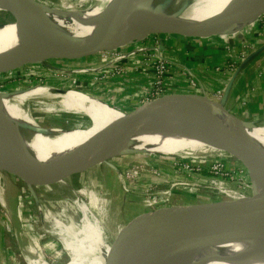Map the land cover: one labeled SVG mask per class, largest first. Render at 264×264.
<instances>
[{
    "label": "water",
    "instance_id": "95a60500",
    "mask_svg": "<svg viewBox=\"0 0 264 264\" xmlns=\"http://www.w3.org/2000/svg\"><path fill=\"white\" fill-rule=\"evenodd\" d=\"M30 1L36 3L34 0ZM253 1L248 0L244 6L243 4L235 6L236 2H234L204 21L186 25L180 22L159 20L155 12L148 14L146 12L148 11L147 0H114L106 20L101 24L102 33L89 37H75L57 35L41 23L19 26L22 23L19 18L22 19L23 14L19 13L23 0H0L4 6L3 10L10 16L9 20H16L17 37L23 45L22 49L0 57V73L31 63L47 64L46 62L53 60L81 59L98 51L113 50L129 40H140L151 34L174 38H206L213 35L224 38L223 34L231 33L236 37H242L241 29L250 25L258 15L264 13V4L249 9L248 6ZM161 7L162 5L155 6L154 9L157 11ZM239 19L243 20L239 21ZM153 21L154 23L151 24L150 22ZM1 23L2 20H0ZM34 85L49 86L42 81L6 90L7 92L4 94L28 89ZM51 87L85 92L76 86L65 88L53 85ZM223 92L217 99L208 97L204 92H167L143 99L132 106H115L100 100L124 114L123 118L110 124L108 130L98 139L100 147H102L100 158L84 161L74 160L61 167L50 169L37 167L30 162L33 154L30 150L21 157L0 153V180L10 182V177L14 176L22 181L25 188L36 190L49 186L47 184L51 181L67 179L99 162H106L111 168L116 169L117 167L113 163L107 162V159L120 153L130 152L128 137L143 124L148 112L152 111L175 119L194 138L205 144L198 146L195 151H203L205 154L221 157L237 167L244 174L246 184L241 190L195 192L183 199L156 203L132 215L124 222L113 225V232L110 233L109 240L100 230L104 240L98 253L101 261L105 260V264H110L107 260L114 255L116 264H183L196 248L194 242V244L190 240L184 242L183 239L201 224L212 225L221 233L248 239H264V193L256 191L258 183L264 185V170H261L259 165V159L264 158V155L257 152L254 147H248L241 137L219 127L202 110L195 116L185 115L182 117V115H175V110L153 109L166 103L170 104L171 102L168 101L173 98L192 95L201 97L207 102H216L221 110L232 115L245 126L262 123V121L242 119L231 113L223 105ZM32 98L55 105H58L61 100L57 96L46 93L45 95H35ZM68 111L76 117L85 115L78 110L70 109ZM87 124L88 122H81L74 118L69 125H56L46 129L64 130L72 126ZM48 133L51 135V131ZM174 156L185 157L182 154ZM105 245L109 247L110 252L104 248Z\"/></svg>",
    "mask_w": 264,
    "mask_h": 264
},
{
    "label": "bare ground",
    "instance_id": "6f19581e",
    "mask_svg": "<svg viewBox=\"0 0 264 264\" xmlns=\"http://www.w3.org/2000/svg\"><path fill=\"white\" fill-rule=\"evenodd\" d=\"M34 1L36 3H32L30 0H23L19 13L23 14L22 19L19 18V21L22 23L19 26L41 23L57 35H71L75 37H89L102 33L101 24L106 20L114 2V0H93L84 6L80 4L76 5L75 3H65L63 0L57 5L45 4L41 0ZM169 1L172 6V2L174 3V1L179 0H147L148 11L146 12L148 14L151 12L157 13L159 20H163L164 22H180L181 24L190 25L193 22L208 19L234 2H236L235 6L242 4L244 6L248 0H185V5H182L177 10L165 5ZM262 4H264V0H254L248 7L249 9H253L260 7ZM161 5V9L157 11L154 9L155 6ZM3 9L4 6L0 2V10L3 11ZM13 21L16 24V20ZM150 23L153 24L154 21ZM17 28V24L13 26L7 25L2 20L0 24V57L23 48L21 41L17 37ZM4 92L6 91L0 90V146H7V148H2L1 154L21 157V153H13L12 149L16 147L25 151L30 150L33 152L30 162L34 163L37 167L55 169L74 160H96L102 154V147H100L101 144L98 137L86 136L83 132L66 129L48 130L46 129L48 127H41L30 114L28 102L31 101L33 96L38 94L45 95V93L57 96L61 98L57 108L65 111L71 109L83 112L91 118L101 120L105 128H108L107 120L110 121V124H113L124 116L117 109L109 107L98 99L89 97L79 90H60L51 86L35 85L28 89L5 94ZM43 102L47 104V110L54 106L50 102ZM206 102L201 97H193L192 102L185 106L184 111L179 116H195L196 113L202 110L219 127L241 137L248 147H254L257 149V152L264 155V129L260 132H255L263 128L264 123L245 126L238 120L236 124H221V121L227 114L223 111L224 115L218 119L219 116L216 113L220 111V107L217 105L215 108L214 104H210V108L213 110L205 109L203 103ZM153 109L163 111V105L156 106ZM151 112L149 111L148 115ZM207 121L209 120L207 119ZM50 131L51 135L48 133ZM253 135H258L260 138L253 140ZM127 140L130 147L129 151L162 153L166 155H172L169 151H172L174 154H191L196 152L195 150L198 146L205 145L194 138L187 129H162L153 126L151 120H145L143 124L133 131ZM65 182L66 179L61 178L51 181L47 185L60 186L62 193L66 195L64 190L66 186ZM78 191L82 192L81 189ZM71 207L75 209L78 216L71 215L65 212L64 209L55 214L51 212L45 214L46 218L51 222L47 232L58 238L68 256L72 250L79 264H105L106 261H101V257L98 255L99 247L101 244H104L100 232L101 225L98 219L89 211L87 204L78 200L77 197L72 200ZM214 234H218L214 226L201 224L188 237L184 238V242L189 240L192 243L194 242L196 248L185 259L183 264H220L219 261L228 264V261L221 257L222 252L215 251L214 253L196 254L200 248L207 242H210L208 239L214 238ZM220 239L223 245L227 246L234 253L236 262L240 261L243 264H264V239L245 238V240H242L243 243L244 241L247 242L245 246L244 244L240 245L239 241L232 240L225 234H221ZM253 242H258L261 247L252 246ZM75 248L82 254L84 260ZM104 248L107 249V252H110L108 246L105 245ZM40 259L43 264H49L43 258ZM107 261L110 264H116V256L113 255ZM236 262L233 264H236Z\"/></svg>",
    "mask_w": 264,
    "mask_h": 264
},
{
    "label": "rangeland",
    "instance_id": "374dc122",
    "mask_svg": "<svg viewBox=\"0 0 264 264\" xmlns=\"http://www.w3.org/2000/svg\"><path fill=\"white\" fill-rule=\"evenodd\" d=\"M41 1H43L45 4L57 5L62 0ZM63 1L65 3H75L76 5L80 4L85 6L93 0ZM184 2L185 0L174 1V3L172 2L171 6V2L169 1L166 2V5L177 10L180 6L183 5ZM262 16H264V13L258 15L257 18L252 23H250V25L256 22L258 19L262 18ZM9 18L10 16L5 10H0V20H4V23H7V25H16L14 21L12 19L9 20ZM250 25L242 28L241 32L243 33V31L246 28H249ZM227 35L230 36L233 34L229 33L222 35L225 39H227L224 40L225 42H230L231 40L228 39ZM161 37L165 38L169 36L151 34L145 36L140 40H129L122 46L117 47L113 50H103L95 52L91 55H88V58H90L88 60H91L92 62L86 66L67 65L70 67L69 68L67 66L55 65L51 61H48L46 62L47 64L44 65H41L40 63H31L23 65L17 69H11L6 72H1L0 90L6 91L13 88H20L28 84L33 85L42 81L46 84H49V86H53V84L48 83L50 81L49 78H44L43 76L49 70V68L52 69L49 70V72H51L52 74L57 73L71 75L77 73L78 71H82L79 69L82 67L86 68V70L90 69V71L99 70L103 68L101 67L103 64L105 66H110L112 72H114L115 69H118L121 66L120 64L122 63L127 65V61H131V65L133 63L135 65L139 64L143 66L144 61L142 59V55L146 50L140 49V47H145L146 44L150 43V41H154L157 38L160 39ZM241 44H243V42H241ZM164 48L167 49L166 46H164ZM232 50L234 49L232 48ZM234 51H238L236 52L238 55L239 52H242V49H240V44ZM116 55L124 56L115 63L114 61H112V57ZM69 62H75L78 64L79 62H84V60H71ZM63 69H67L68 71H70L71 69L79 70L73 72H63ZM118 71H121V69H119ZM39 74L42 76H39ZM194 78L196 79L195 76ZM70 85H75L74 83H72V79L70 80ZM70 85H68V87ZM189 89H193L196 91L198 90L195 86H189ZM82 93L86 94L85 92ZM165 93H167V91ZM210 98L213 99V96H210ZM43 101L37 100L36 98H31V101L28 102V105L30 106L31 116L41 127H51L66 124L69 125L70 122H72L73 119L76 118L78 121L88 122V124L84 126H72L67 128L66 130L83 132L86 136H93L98 138H100V136L106 130H108L107 128L103 127L104 124L101 120H96L86 114L76 117L70 111H65L57 108V105L55 104L54 106H52V108L50 107V109L47 110V104H44ZM164 118L166 117H164L163 115L151 112L146 120H151L153 126L160 127L162 129H174L178 127L177 129L186 130V128L180 125L178 122L175 126H173L170 121ZM227 118L228 117L226 116L221 121V124L238 123L231 120L230 118ZM259 120L260 119H256L254 121L257 122ZM109 122L110 121L108 120L106 121L108 127L110 126ZM262 123H264V119L262 120ZM2 148H7V146H0V153H2L3 151ZM12 152L26 155L28 153V150L25 151L15 147L12 149ZM169 153L173 156L162 153H144L138 151H130L115 155L107 159V162L113 163L117 167L116 169L111 168L106 162H99L97 164H94L93 166H90L86 170H83L82 172L67 178L65 182L66 186L64 188L66 195L62 193V188L56 185H49L47 187L37 188L36 190H29L28 188H25L22 181L13 176L10 177V182L7 181V184L5 183V185L7 186L6 188V186L4 185V181L0 180V211L2 213V216H4V218L2 217L4 233L7 236L6 239L8 240V244L12 245L11 247L15 249V260L17 261V263L12 262L10 264H43L40 258H43V260L49 264H79L76 261L77 259L76 256H74V252L71 250L68 256L66 251H64V249L62 248L61 242L58 240V238L47 232V229L49 228L51 222L48 220V218H46L45 214H47L48 212L55 214L64 209L65 212H68L71 215L78 216V213L75 212V209H72L71 207L72 200L77 197L78 200L87 204L89 211L98 219L101 225L100 230L102 231V234L104 233L105 237L109 240L110 233L113 232V225L124 222L132 215L147 208L141 204V200L145 196V194L143 195V188L145 186H157V188L165 189L166 186H168L171 182L177 181L174 179H166V185L159 186L162 174H160V169L156 168L158 162L161 160H170L169 162L170 164H172L173 159L179 158L174 156L175 154L172 151H169ZM182 155L185 157L180 158L179 160L181 161L184 159L188 160L194 158L191 157L194 155H197L196 159H202L211 156V154H204L202 151H199L198 153L196 151L191 154ZM259 165L261 166L260 169L264 170V158L259 159ZM155 170L160 171L157 176L155 174ZM127 174L129 177H125L127 176ZM188 180L190 182H194V179L192 178ZM173 187L176 188H171V192L174 191V189H179L177 187H180V185H173ZM79 189H81L82 192H79ZM187 191L191 193H189L185 197H188L195 192H206L211 190L206 189L203 191L197 189L194 190L193 188H187ZM256 191L258 193H264V185L258 183ZM221 234H225L232 240L239 241L240 245L244 244L245 246L247 244L246 241H244V243L242 241L243 239L245 240L244 237L218 232V234H214L213 239H208L210 240V242H207L202 248L197 251L196 254L214 253L215 251L222 252L221 257L223 259H226V261H228V264H233L234 262H236L235 255L231 251V249L223 245V242L220 239ZM107 235L109 238L107 237ZM252 246L261 247L258 242H253ZM80 257H82L84 260V257L81 253ZM219 263L224 264V262L222 261H219ZM236 264L243 263L237 261Z\"/></svg>",
    "mask_w": 264,
    "mask_h": 264
},
{
    "label": "crops",
    "instance_id": "0c3cea01",
    "mask_svg": "<svg viewBox=\"0 0 264 264\" xmlns=\"http://www.w3.org/2000/svg\"><path fill=\"white\" fill-rule=\"evenodd\" d=\"M227 36L231 40V45H229V41H224L227 39L219 35L206 38L165 37L163 43L167 49H164L163 52L169 58L187 64L197 79V86L193 85L192 87L195 86L198 90L189 89L191 85L188 83L185 74L179 70L178 66L170 65L164 74V88L167 92H204L208 96H213L214 99L219 98L222 91H224L222 102L231 113L242 119H260L259 121H262L264 119V16L251 24L249 28H246L242 37ZM241 40L246 43L244 54L242 57H238L232 66H228L229 59L226 58V50L227 48L236 50ZM88 59H90L88 56L77 59L84 60V62L78 64L69 62L71 60L68 59L53 60L51 62L61 66H86L92 62ZM130 62L127 61V65L120 64L121 71L118 72H112L110 66L103 64L101 66L103 68L99 70H83L71 75L52 74L49 69L43 76L49 78L48 83L60 87H68L70 80L73 79L75 80L74 86L79 87L91 97L115 106H132L149 95L153 76L150 67L133 63L131 65ZM39 76L42 75L39 74ZM69 87H73V85ZM217 90H219V95L215 94ZM193 97L190 95L188 97L173 98L168 101L171 102L170 104L163 105V111L175 110V115L179 116L184 111L185 106L192 102ZM206 103H203V105L208 110H213L210 108V104H214L215 108L218 105L216 102ZM216 115L220 119L224 115L223 110L220 108ZM164 117L173 126L176 125L177 121L175 119L168 116ZM227 117L238 122L230 114H227ZM263 129L264 127L256 132ZM252 137L253 140L260 138L258 135ZM169 161L161 160L156 165V168L160 169V174H162L159 186H165L166 179L181 181L192 178L194 181L199 180V183H201L197 190H210L204 184L206 180L201 178L206 175L204 170L202 173L186 174L182 170L174 169ZM5 183H7V180L4 181V185ZM177 188L179 189H174L171 192V200L181 199L191 193L183 187ZM2 217L4 218L0 211V264L17 263L15 249L8 244L7 236L4 233Z\"/></svg>",
    "mask_w": 264,
    "mask_h": 264
},
{
    "label": "built area",
    "instance_id": "2783aa9c",
    "mask_svg": "<svg viewBox=\"0 0 264 264\" xmlns=\"http://www.w3.org/2000/svg\"><path fill=\"white\" fill-rule=\"evenodd\" d=\"M164 38H157L156 40L150 41V43L146 44L145 47H140V49L146 50L142 55V59L144 61V65L148 66L152 70V82L150 87V93L146 96V98H151L163 94L166 92L164 88V74L167 68L170 66H178L179 70L185 74L188 83L193 86H197V81L194 78L193 71L187 66V64L179 62L178 60H173L165 55L163 52L164 48ZM246 47V43H240V49L242 52H239V55L236 53L238 51L230 50L227 48L226 50V58L229 59L228 66H232L234 61L238 57H242L244 54V49ZM152 49V50H148ZM124 56V55H123ZM122 55H116L112 57V61L115 63L123 57ZM173 63V64H171ZM114 64V63H113ZM80 70H86V68H79ZM79 69H71L68 71L67 69H63V72H73L78 71ZM115 69L114 72H118ZM52 70V69H50ZM61 70V69H59ZM90 70V69H89ZM72 83H75V80L72 79ZM216 95H219V90L215 92ZM144 98V99H146ZM214 98V97H213ZM205 154V153H204ZM197 155L191 156L194 158L188 160H179L173 159L172 166L174 169L185 171L186 174L192 173H202L204 170L206 175L201 177L205 181V185L210 188L211 191H220L227 189L241 190L246 184V178L244 174L235 166L231 165L227 160L222 159L221 157L210 156L207 158L196 159ZM206 159V160H205ZM152 171V170H151ZM160 171L155 170V174ZM161 173V172H160ZM125 177H129L128 174ZM174 186L180 185V187L193 188L197 189L201 183L198 181L190 182L189 180H181V181H173L166 188H157V186H145L143 195V199L141 200V204L144 207L152 206L156 203L166 202L171 200V191L170 189ZM153 187V188H152ZM157 188V189H154Z\"/></svg>",
    "mask_w": 264,
    "mask_h": 264
}]
</instances>
